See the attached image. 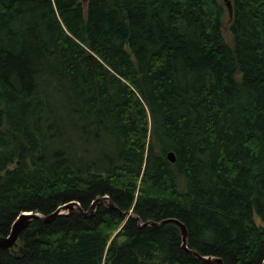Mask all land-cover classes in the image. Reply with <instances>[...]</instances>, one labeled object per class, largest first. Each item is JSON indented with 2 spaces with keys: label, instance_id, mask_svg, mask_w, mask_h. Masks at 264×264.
Here are the masks:
<instances>
[{
  "label": "trees",
  "instance_id": "1",
  "mask_svg": "<svg viewBox=\"0 0 264 264\" xmlns=\"http://www.w3.org/2000/svg\"><path fill=\"white\" fill-rule=\"evenodd\" d=\"M231 1L232 45L223 0H0V236L118 207L32 220L0 264H207L177 224H140L165 218L263 264L264 0Z\"/></svg>",
  "mask_w": 264,
  "mask_h": 264
},
{
  "label": "water",
  "instance_id": "2",
  "mask_svg": "<svg viewBox=\"0 0 264 264\" xmlns=\"http://www.w3.org/2000/svg\"><path fill=\"white\" fill-rule=\"evenodd\" d=\"M229 13V22H231L233 17V5L231 0H223ZM168 159L171 162L176 161V155L174 151H169L167 154ZM99 204H103L110 208L118 209V207L111 201L108 196L98 197L96 200L92 202L88 209H84L78 201H70L65 204L60 205L56 210L49 214H43L40 212H22L16 220L13 222L11 231L7 236H0V247L4 248H14L15 245L19 244L20 233L29 226L32 220H40L42 222H52L58 216L62 215H71L73 213L80 214L84 217L93 216L97 210ZM131 214V212H129ZM137 217L136 215H134ZM166 223H175L181 228V239H182V247L188 253L196 256L203 262L207 264H223V260L219 257L215 256H205L200 254L198 251L189 248L188 246V229L184 223H182L177 218H165L161 221H152L149 220L146 223H140L143 225H152V226H162ZM19 253L23 252V248L19 246L17 250ZM264 264V261H263Z\"/></svg>",
  "mask_w": 264,
  "mask_h": 264
},
{
  "label": "rangeland",
  "instance_id": "3",
  "mask_svg": "<svg viewBox=\"0 0 264 264\" xmlns=\"http://www.w3.org/2000/svg\"><path fill=\"white\" fill-rule=\"evenodd\" d=\"M229 24H230V22H229V18H228V11L226 9V13H225V17H224L223 35H224L226 41L230 45H232L233 44V35H232V33H231L230 29H229ZM103 147H104V145L101 144L100 148H103ZM256 221L258 223H260L259 218H256Z\"/></svg>",
  "mask_w": 264,
  "mask_h": 264
}]
</instances>
